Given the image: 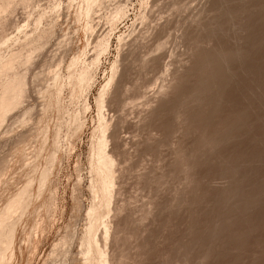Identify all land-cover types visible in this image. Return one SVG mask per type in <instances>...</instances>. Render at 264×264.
I'll return each mask as SVG.
<instances>
[{"label": "rangeland", "instance_id": "374dc122", "mask_svg": "<svg viewBox=\"0 0 264 264\" xmlns=\"http://www.w3.org/2000/svg\"><path fill=\"white\" fill-rule=\"evenodd\" d=\"M0 68V264H264V0H0Z\"/></svg>", "mask_w": 264, "mask_h": 264}, {"label": "bare ground", "instance_id": "6f19581e", "mask_svg": "<svg viewBox=\"0 0 264 264\" xmlns=\"http://www.w3.org/2000/svg\"><path fill=\"white\" fill-rule=\"evenodd\" d=\"M14 53H15V52H14ZM14 53L12 54L13 57H14V55L16 54V53H15V54H14ZM17 53H18V52H17ZM19 54H20V53H19ZM19 54H18V55H19ZM12 55H11V56H12ZM11 56H9V57H11ZM13 57H11V58H13ZM9 59H10V58H9ZM9 59H8V61H9ZM14 59H15V61H16V58H15V57H14ZM14 59H10V60H11V61H14ZM5 60H6V59H5ZM9 62H10V61H9ZM6 63H8V62H6ZM6 63L3 62V65H5ZM8 64H9V63H8ZM8 64H6V65H8ZM12 65L14 66L15 63L13 62V64H11V63L9 64L10 67H11ZM4 67H5V70H6V69L8 70V69L10 68V67L8 68V66H3V68H4ZM0 69H1V68H0ZM1 70H2V69H1ZM5 70H4L3 72L1 71V73H4ZM15 75H16V74H15ZM15 75H14V76H15ZM0 76H1V74H0ZM9 78H10V76H9ZM11 78H12V77H11ZM13 78H14V77H13ZM13 78H12V79H13ZM17 78H18V76L16 75V78H14V79H17ZM7 79H8V78H7ZM7 79H6V81H7ZM12 79H11V80H12ZM74 79H75V78H74ZM8 80H9V81H7V83H6V82H5V83L2 82V83H3V84H7V85L4 86L5 88H6L7 86H9V88L11 89V87H14V86H11V85H13L14 80H13V83L10 82V79H8ZM3 81H4V80H3ZM15 81H17V80H15ZM73 81H75V80H73ZM9 82H10L11 84H10ZM21 82H22V80H21ZM21 82H20V83H21ZM20 83H19L18 81H17V83H16V82L14 83V84H15V88H16L17 84H19V85L17 86V88L19 87L18 90H16L15 88H12V89H15V91L12 90V89H11V90L9 89V91H8V89H7L8 87L6 88L7 91H4L5 89H2V90H3L4 92H6L7 94H6V93L3 94V97H4V95L6 94V96H5L4 98L2 97V94H1L0 98L2 97V99H4V100L6 99V100H5V102H6L7 99H8V96H9V100H8L7 103H6V106L4 105L3 102H2V103L0 102V107H1V108H0V114L2 113V114L0 115V119H1V117H2V118H3V119H2L3 121H4L5 118H6V117L4 118V116H5L4 114L8 113V112H6V110L8 109V111H9V108H10V107L12 108V106H13V108H15V105H14L15 99H16L15 104H18V105H19V103H18V99H17L16 97H21V95H22V98H23V96H24L23 94H25L26 86H25V90L23 89V87H24V85H26V84H25L26 82L23 81L21 84H20ZM22 85H23V87H22ZM10 86H11V87H10ZM104 87H105V86H104ZM20 89H21V90H24V92H21V95H20V92H19ZM3 91H2V92H3ZM10 91H11V92H10ZM12 91H13V92H16V93H17V91H18L19 96H18L17 94H14V93H13V94H14L16 97H15V96H12V95H13V94H11ZM2 92H1V93H2ZM8 92H9V94H10L11 96L8 94ZM7 95H8V96H7ZM101 95H102V93H101ZM99 96H100V94H99ZM11 97H12V98L15 97V98H14V101L12 100ZM2 99H0V101H1ZM10 99H11L12 101H11ZM20 99H21V98H20ZM20 99H19V100H20ZM4 100H2V101H4ZM20 101H21V100H20ZM10 102H11L12 104H11ZM8 103H10L11 105L8 104ZM1 104H3L4 107H3V105L1 106ZM7 104H8V105H7ZM7 106H9V108H8ZM16 107H18V106L16 105ZM6 108H7V109H6ZM2 109H4V110H2ZM10 110H11V109H10ZM12 110H13V109H12ZM1 111H2V112H1ZM3 112H4V113H3ZM2 115H3V116H2ZM6 116H7V115H6ZM6 119H7V118H6ZM0 123H2V121H0ZM99 140H100V138H99ZM101 146H102V145H101ZM100 149H101V148H100ZM103 155H104V154H103ZM110 155H111V154H110ZM107 158H109V157H107ZM109 170H110V169H109ZM110 172H111V171H110ZM21 192H22V194H20ZM24 192H25V191H24ZM20 193H19L20 195L16 194V195L18 196V197L16 196L17 198L20 197L19 201H17V198L14 196V197H13V200H14V201L12 202V201H11L12 199L10 200V202L12 203V206H10V205H8V204L6 205V206L11 207V208L7 207L5 210H7V209L9 208L7 211H9L8 213H9V215L12 217V218H11L12 220H14V218H13L14 215H11L13 212H10V211H12V209L15 208L14 206L17 205V204H16L17 202H20V200H22V199H21V198H22L21 196H23V194H24V193H23V190L20 191ZM24 196H25V194H24ZM15 198H16V201H17V202L15 201ZM23 198H24V197H23ZM10 202H8V203H10ZM14 202H15V203H14ZM21 202H22V201H21ZM13 203H14V204H13ZM19 204H20V203H19ZM6 206H5V207H6ZM18 206H19V205H18ZM16 208H17V207H16ZM16 208H15V209H16ZM10 209H11V210H10ZM15 209H14V211H15ZM5 210H4V211H5ZM4 211H3V212H4ZM3 212H2V213H3ZM6 214H7V213H6ZM6 214L3 213V215H1V216H3V218H4V217L6 216ZM13 214H16V213L14 212ZM17 214H18V213H17ZM4 215H5V216H4ZM10 216H7V217L10 218ZM7 217H6V220H7ZM14 217H15V216H14ZM3 218H1L0 220L2 221ZM12 220H11V221H12ZM3 221H4V220H3ZM3 221L0 222V223H5V221H4V222H3ZM9 221H10V219H9ZM9 221H8V222H9ZM6 222H7V221H6ZM10 223H11V222H10ZM6 224H7V223H6ZM6 224H4V225H6ZM13 224H14V222H13ZM0 225H1V224H0ZM7 225H8V224H7ZM2 227H4L3 224H2ZM0 229H2V228H0ZM7 230H8V229H7ZM0 231H1V230H0ZM7 233H8V232H7ZM3 238H4V237H3ZM3 238H1V236H0V245H1V247H0V251H1V250L3 251V250L6 248V246H7V244H5V243H4V246L2 245V244H3V243H2V239H3ZM4 241H5V240H4ZM3 248H4V249H3ZM82 253H83V252H82ZM95 254H96V253H95ZM96 255H97V254H96ZM93 259H94V258H93ZM96 260H97V259H96Z\"/></svg>", "mask_w": 264, "mask_h": 264}]
</instances>
